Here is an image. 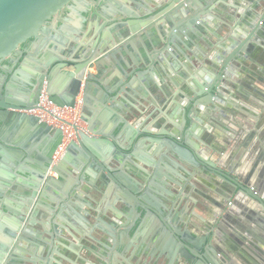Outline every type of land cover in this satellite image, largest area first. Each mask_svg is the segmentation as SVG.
Returning a JSON list of instances; mask_svg holds the SVG:
<instances>
[{"label": "water", "instance_id": "water-1", "mask_svg": "<svg viewBox=\"0 0 264 264\" xmlns=\"http://www.w3.org/2000/svg\"><path fill=\"white\" fill-rule=\"evenodd\" d=\"M70 1L72 7L67 6ZM126 1L133 5L135 12L127 13L121 20L119 12L105 15L106 20L115 16V27L95 36L88 48L77 42V37L84 34L79 24L83 17L75 16L76 28L62 32L63 36L57 33L50 36L58 45L57 55L51 59L33 60L31 53L20 50V46L32 40L31 46L36 53L42 44L35 46L34 41L50 34L46 23L56 19L65 8L78 14L85 5L84 0H0V61H5L0 64V185L3 187L0 189V227L4 232L0 242V264H37L30 250L33 246L31 237L41 235L31 233L35 225L34 213L42 207L47 213L52 211L45 200L59 187L57 182L63 180L60 173L65 168L79 173L89 159L92 163L88 164L93 168L94 164L101 166L99 160L115 146L136 160L140 147L148 143L165 144L174 158L172 165L184 163L195 169L194 178L207 191L206 194L199 193L203 200L197 206L195 204L191 214L187 210L186 215H173L175 220L181 221L180 226H170L168 218L163 217L150 200L162 183L159 171L155 168L148 176L136 164L135 168L144 177L141 183L131 182L122 173L127 166L118 160L116 179L120 175L124 177L118 181L127 195L119 198L124 217L123 223L118 225L122 234L131 233L134 240L141 238V230L152 216L159 220L161 229L160 235L153 240L158 252L149 254L141 264H161V261L164 264H264V236L256 234L258 229H264V169L260 168L256 180L247 173L248 165L227 160L229 143L226 138L222 140L236 122L233 116L236 95L243 92L246 81L262 82L260 76H264V0ZM251 2V7H257V14L248 12ZM227 5L233 10L228 19L233 22L238 18L232 29L228 27L229 41L214 47L210 45L215 51L222 50L218 55L211 52L198 56V43L192 40L199 30L198 24L202 25L219 13L226 15ZM160 29L164 32L159 33L158 41L166 50L172 47L178 54L188 52L191 55L183 59V68L178 62L171 66L176 76L184 81L181 88L172 78L174 75L164 71L161 52L160 58L155 57L154 64L148 57L139 58V64H135L137 69L129 67L122 59L123 55L136 52L134 41L138 37H148ZM235 32L238 33L236 38ZM160 43L153 42L152 47L160 48ZM94 62H99L104 70L121 68L126 77L120 86L102 87L107 96L112 94L110 98L121 95L128 98L125 102L130 104L124 110L123 127L117 137L90 123L85 129L73 127L75 140L69 143L60 161L50 167V157L60 143L62 133L29 112L38 109L41 92L57 107L76 109V98L81 90L82 112L91 110L90 84L99 81L85 75V71ZM196 65H200L197 70ZM65 68L71 70L61 71ZM152 70L167 74V86L139 88L141 81L147 75L151 76ZM56 76L61 80L57 81ZM136 99L149 107H137ZM166 99L176 109L168 121V127L175 130V135L160 130L161 117L151 125L154 132L141 127L143 120L154 110V101L162 105ZM158 114L155 110L153 116ZM81 120L85 121L83 117ZM131 121L133 127L127 123ZM126 130H130L131 135L128 140H122ZM217 130L225 134L218 136ZM204 149L209 156L204 154ZM241 153L240 148L234 149L233 156ZM212 154L216 155L211 157ZM123 158L126 159L124 155ZM13 172L18 176L28 175L24 186L13 184ZM199 175L210 177L211 182L203 181ZM78 181L84 179L80 176ZM217 183L220 186H216ZM138 189H141L140 194ZM5 190L6 194L3 193ZM8 194L14 201L12 208L5 204ZM233 196L235 199L231 201ZM136 206L141 214L134 220L132 212ZM181 216L187 219L182 221ZM58 227L57 223L51 230L43 227L50 241L45 244L46 256L39 263L58 264L57 260L61 259L67 264H86L85 258V261L76 260L67 250L64 257L56 247ZM108 237L112 239L107 233L100 242L110 241ZM25 243L30 245L29 248H25ZM94 252L93 247L86 250L87 257L93 256ZM93 257V264H116L110 256L95 254Z\"/></svg>", "mask_w": 264, "mask_h": 264}, {"label": "crops", "instance_id": "crops-1", "mask_svg": "<svg viewBox=\"0 0 264 264\" xmlns=\"http://www.w3.org/2000/svg\"><path fill=\"white\" fill-rule=\"evenodd\" d=\"M84 3L83 9L79 11L78 14L67 11L65 12L66 18H59L55 21L53 31L50 32L48 38L45 39L42 46L39 47V50L36 53H34L33 49L30 50L33 60L44 57L51 59L57 55L58 45L55 41L50 39V36L55 33L59 36H63L62 32L76 28L75 26L77 25L75 24L78 21L75 16L83 17V19L80 18L79 24L82 26L81 32L84 34L77 37V42L86 49L95 36L103 32L106 33L115 27V16L106 20L105 15L111 14L114 11L119 12L121 15L118 17L119 20H121L124 19L127 13L135 12L133 5L126 0H108L106 2L84 0ZM252 5V2L248 5V12L251 15L257 14V7L255 9V6L251 7ZM232 12L233 10L229 7L226 9V15L219 13L215 15V18L207 20L202 25L198 24L199 30H196L197 35L192 37V40L194 39L199 46V50H197L196 53L198 56L208 55L211 52L218 55L222 52V50L215 51L212 47L217 43L223 44L225 42L227 44V41H229L230 31L228 27L232 29L238 19L235 18L233 22L228 19L227 16H230L229 13ZM160 32H164V30L160 29L148 37H141V39L138 37L134 41L136 52L131 51L129 56L123 55L122 59L129 67L137 69L135 64H139V58L148 57L154 64L155 57H159L161 52L164 56V63H162L164 71H170V74L174 75L172 78L177 83L178 87L181 88L184 81L182 78L176 76L171 66L173 63L178 62L181 68H183V59L185 57H191V55L188 52L178 54L172 47L166 50L163 44L157 49L152 47L153 42L155 43L160 40ZM234 35L235 38L238 37L237 32H235ZM235 38H233V40H235ZM122 67H125V65ZM28 68L31 67L28 66ZM198 68H200V65L195 66L196 70ZM69 70H71V68H65L61 71ZM85 75L98 79L99 82L97 84H90L92 87L88 95L93 105L91 110L82 112L80 103L82 90L76 98V111L79 113L80 117L85 119V121H82L84 129L87 128L90 123L97 126V128L108 130L111 135L117 137L125 121V107H128L130 103L127 104L125 102V99L128 98L123 95H121L120 98H117V96L110 98L109 96H112V94L107 96L102 90V87H109L112 85L120 86L123 84L126 81V77H124L122 69L111 68L109 70H104L99 62H94L85 71ZM165 75L167 76L165 73L162 75L160 72L152 70L151 76L147 75L138 87L154 89L155 86L160 88L167 86L168 81L166 79L168 78ZM56 80L59 81L61 79L56 76ZM139 94L142 95V93ZM162 96H166L164 91H162ZM134 103L137 104V107H149L138 99H136ZM153 108L154 110L143 120L141 127L148 128L150 131L154 132V127L151 125L155 119L161 117L163 122L160 125V130L175 135V130L168 127L170 116L175 113V106L173 107L172 103L168 102V100L162 105H157L154 101ZM155 110H158L159 114L154 117L153 113ZM127 123L129 126L133 127L132 121ZM136 128L137 127H134V129ZM130 135L131 131L126 130L122 136V140H128ZM225 138L228 143L231 144L233 136L229 134L225 135ZM262 140L263 138H259V142ZM123 155L126 159L123 158ZM135 158L136 160L131 154L125 151L123 152L115 146L112 147L109 154L106 155L103 160H99L101 166H97L93 163L95 165L93 168L90 166L91 164H88V162L92 163L91 159H89L81 166L79 173L70 168H65V171L60 173L63 180L57 182L59 187L51 191L48 199L45 200L46 204L52 208V211L47 213L43 211L42 207V209L34 213L35 225L34 228H31V233L32 235L41 233V235L38 238L31 237L30 241L33 243L34 247H30V250L32 251V258L37 264H40L39 262L46 256L44 246L50 241L47 233H44L43 227H48V230H51L54 223L60 226L58 227L59 235L56 236V247L64 254L63 256H67L68 253L69 255L73 254L76 260H84L85 258L86 264L94 263L93 256L95 254L110 256L115 259L116 264H141L147 260L149 254L152 252L156 255L158 251L154 249L153 240L160 235L161 230L159 228V220L156 216H152L148 219L144 228L141 230V238H137L136 240H134L131 233L126 235L122 234V229L118 226L124 221V217H122L123 207L119 202V198L126 195L125 192L122 191V187L119 185L118 181L119 179L123 180L124 177L120 175L119 179H116V176L119 174L116 172L118 160L123 161V165L127 166V169H124L122 173L131 182L141 183L144 177V175L135 168L134 165L136 164L145 170L148 176L153 174L155 168L159 171L162 179V183L160 184L162 190L155 189L150 200L151 203L158 208L160 214L168 218L170 226H180L181 221L175 220L174 216L179 214L186 215L187 210L189 211L188 213L191 214V210L195 204L197 206L198 203L203 200L200 195H197V192L204 193L207 190L194 178L196 174L195 169H192V167L184 163H178L176 167L172 165V162L174 163V158L165 144H144L140 147ZM10 172L12 173V171ZM80 176L84 181H78ZM27 177L28 175L26 174L22 176L14 174L11 176V181L14 185L21 187L26 184ZM199 178L207 183L211 182L210 177L204 178L199 175ZM218 185L217 183L216 186ZM2 188L3 187L0 185V189ZM178 188L186 189L187 194H180L181 198H177L175 192H177ZM3 193L6 194L7 190ZM137 193L140 194L141 189H138ZM174 196L175 198H173ZM9 198H11L10 194H8L5 204L7 207L12 208L14 207V201ZM187 198L188 200H186ZM234 199L233 196L231 201ZM204 200L207 199L205 198ZM185 208L186 211L183 212ZM140 214L141 210L136 206L135 211L132 212V218L137 220ZM182 219H187V217H183ZM1 222L2 219L0 217V225ZM256 232L259 236H264V229H258ZM107 233L111 234L112 239L108 237L110 241L105 243L100 242L101 237L107 236ZM3 236L4 232L0 227V242ZM29 246L28 243H25V248H29ZM125 246H127L126 250H124ZM91 247H93L97 253L94 252L92 253L94 254L93 256L87 257L86 250ZM57 262L58 264H67L61 259H58ZM161 262V264H164L163 261Z\"/></svg>", "mask_w": 264, "mask_h": 264}, {"label": "flooded vegetation", "instance_id": "flooded-vegetation-1", "mask_svg": "<svg viewBox=\"0 0 264 264\" xmlns=\"http://www.w3.org/2000/svg\"><path fill=\"white\" fill-rule=\"evenodd\" d=\"M90 1L106 2L108 0ZM67 6L72 7L73 2L70 1ZM67 11V8H65L58 14L56 19H52L46 23V27L48 28L49 32L53 31V25L57 19L67 17L65 13ZM48 35L46 34L45 36H40L41 40L34 41V45L36 46L42 44V42L48 38ZM31 42L32 40L26 41L20 46V50H28L30 52L31 49H34L33 46H31ZM158 43H160V41H158ZM161 44L162 43H160V46ZM4 63L5 61H0L1 65ZM260 77L262 78V82L246 81L242 86L243 92H241L240 95L237 94L233 101L236 108L233 116L236 119V122H234L231 130L228 132L233 136V140L227 148V160H231L233 163L239 162L242 164V166L248 165L247 173H251V175L256 180L260 175V168L263 167L264 169V76ZM180 134L182 135V132ZM215 134L218 136H223L225 133L222 130H217ZM259 138H263V140L259 142ZM222 140L225 141V139ZM238 148L242 150V153L237 155V157H234V149ZM258 148L261 150L259 151ZM228 151H230V154H228ZM203 152L206 154V156L208 155V153H206L207 150L204 149ZM215 155L216 154H212L211 157H214ZM158 190H162V187L158 186ZM185 193L186 189L178 188L177 192H175V196H177V198H181L180 194L182 195ZM199 193L200 192H197V195H199ZM175 196L173 198H175ZM182 221H184V219H182ZM252 223L255 222L253 221Z\"/></svg>", "mask_w": 264, "mask_h": 264}, {"label": "built area", "instance_id": "built-area-1", "mask_svg": "<svg viewBox=\"0 0 264 264\" xmlns=\"http://www.w3.org/2000/svg\"><path fill=\"white\" fill-rule=\"evenodd\" d=\"M37 107V110L29 112V114L38 117L40 121L53 128L59 129L62 133V139L50 157V167H54L64 155L69 143L75 140L76 133L73 127L84 129L83 122L76 109L60 108L53 105L48 101L44 92L40 94Z\"/></svg>", "mask_w": 264, "mask_h": 264}, {"label": "bare ground", "instance_id": "bare-ground-1", "mask_svg": "<svg viewBox=\"0 0 264 264\" xmlns=\"http://www.w3.org/2000/svg\"><path fill=\"white\" fill-rule=\"evenodd\" d=\"M53 149H54V147L51 149L50 153L52 152Z\"/></svg>", "mask_w": 264, "mask_h": 264}]
</instances>
